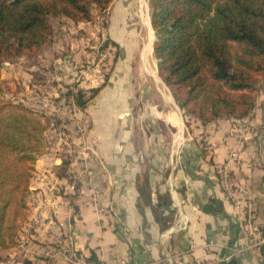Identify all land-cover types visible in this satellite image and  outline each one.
I'll list each match as a JSON object with an SVG mask.
<instances>
[{
    "label": "crops",
    "instance_id": "obj_1",
    "mask_svg": "<svg viewBox=\"0 0 264 264\" xmlns=\"http://www.w3.org/2000/svg\"><path fill=\"white\" fill-rule=\"evenodd\" d=\"M132 4L114 0L108 7L106 34L117 53L114 62L103 60V77L89 78L91 67L81 69L80 62L98 58L88 38L96 24L65 17L54 20L53 42L36 61L21 58L2 69L14 98L37 90L51 109L66 85L85 98L98 90L84 112L77 108L79 124L87 120L82 134L59 106L61 126L50 125L45 135L69 136L71 148L56 151L70 162L64 168L52 148L37 158L16 243L0 251V264L61 263L62 256L43 259L39 248L54 246L67 228L76 248L106 264H264V92L243 118L207 125L189 118L187 126L158 75L153 40L145 49L148 31ZM223 174L246 188L254 209L250 231L235 204L240 196L223 188Z\"/></svg>",
    "mask_w": 264,
    "mask_h": 264
},
{
    "label": "trees",
    "instance_id": "obj_2",
    "mask_svg": "<svg viewBox=\"0 0 264 264\" xmlns=\"http://www.w3.org/2000/svg\"><path fill=\"white\" fill-rule=\"evenodd\" d=\"M113 1L0 0V251L15 245L45 132L50 125L61 126L54 113L11 98L1 78L3 65L21 58L36 61L53 42L56 18L78 23L99 16L107 27ZM148 2L158 75L186 125L189 118L207 125L247 116L264 92V0ZM107 44L116 46L109 38ZM73 87L66 85L65 95L84 112L98 89H90L85 98V92ZM61 160L66 168L69 156L64 153Z\"/></svg>",
    "mask_w": 264,
    "mask_h": 264
},
{
    "label": "built area",
    "instance_id": "obj_3",
    "mask_svg": "<svg viewBox=\"0 0 264 264\" xmlns=\"http://www.w3.org/2000/svg\"><path fill=\"white\" fill-rule=\"evenodd\" d=\"M102 21H103V19L101 18L97 22H95L99 32H101L100 33L101 39L103 38L102 35L104 37L106 35L105 27L103 26ZM98 25H101V27H99ZM102 41H105V40H102ZM93 48L94 49L97 48L96 52L98 54V58L96 59L94 56H92V58H93L92 63H91L92 66L90 69L88 68L87 71H90V72H88L89 78L98 79L99 77L101 78V76H102L101 69L96 70L95 68H93V64H95V66L97 67V66H99V63L101 62V60L103 62V60L107 59L108 58L107 57L108 50L106 48L105 50L100 51V50H98V46L96 47L95 45L93 46ZM9 67H10V63L5 62L2 69H4V68L9 69ZM84 74H85L84 71L81 72V74H75L73 76L74 82L79 81L80 77H82V76L84 77ZM74 90H76V89H74ZM65 91L66 90L62 91V89H61V91H59V93H58V96L64 95L62 98L61 104L59 106L65 107L67 109V112L70 115L71 120L78 123L77 131L80 134H82V133H84V127L81 123L79 124V122L76 120L77 107H76L72 98L66 97ZM9 96H11V95H9ZM23 97H25V98H23ZM23 97L19 95V99L18 98L16 99L13 96H11L12 99L21 101L22 103L29 105L31 107L42 109L48 113H54L56 115V117H58L61 121H63L62 114H61L63 112V109L59 108V106H57L56 104L54 105V108L51 109L50 108L51 107V100L48 97H44V95H42L39 91H37V90L32 91L30 94H28L27 96H23ZM60 137H62V136H60ZM66 139H67L66 140L67 142H70L69 136H67ZM237 157L238 156H237V153L235 151L230 152L229 159L234 160ZM222 185H223L225 192L228 195H232L235 192L240 196V200L241 199L243 200L242 204L240 203V200H236L235 204L237 206H242L244 208V214L246 217L245 218V227L250 231L253 228L252 219H253V215H254V211H253L254 209H253V203H252L251 199L248 198V195L246 193V188L241 183H238L237 181L229 178V176L226 174L222 175ZM70 188L72 190H75L74 184H71ZM58 225L62 228H67L66 224H64L62 222H59ZM15 243H16V241H15ZM260 243L264 244V238L261 240ZM39 255L43 259H48V260H56L58 256H62L63 261L61 263H58V264H106L104 262H97L96 260H94L89 254H87V252L83 248H76L74 245L73 235L70 232V229H68V228L65 231L58 234V237L56 238V240L54 242V246H48V245L41 246L39 248ZM118 264H126V262L120 261V263H118Z\"/></svg>",
    "mask_w": 264,
    "mask_h": 264
},
{
    "label": "rangeland",
    "instance_id": "obj_4",
    "mask_svg": "<svg viewBox=\"0 0 264 264\" xmlns=\"http://www.w3.org/2000/svg\"><path fill=\"white\" fill-rule=\"evenodd\" d=\"M131 6V8H130V12L132 13V14H135L136 15V17H138V14L139 15H141V18H142V22H143V24H144V26L146 27V29H147V31H148V43H150L149 41H151V38H152V36H153V32H152V28H151V26H150V21H149V10H150V6H149V2H148V0H133V4L132 5H130ZM99 19H101V17H99V16H97V17H95V19L94 20H90L89 22H91V24H93V23H95V22H97ZM144 20L146 21V22H144ZM99 27H101V25H98ZM104 26V25H103ZM105 27V26H104ZM146 31V32H147ZM86 32V31H85ZM88 32H89V34H88V38H91L92 40H91V42L97 47L98 46V50H100V48L99 47H101V45L104 43L105 45H106V41H107V39L109 38L108 37V35L106 34L105 35V37L102 35V39H101V35H100V33L101 32H99V30H98V28H97V26L96 27H94V28H92V30H88ZM107 32V30H106V27H105V33ZM98 34H99V36H98ZM102 40H105V41H102ZM148 43L146 44V45H148ZM103 44V45H104ZM146 45H145V47H146ZM107 48V50H108V55H107V60L110 58L111 59V57L113 58V55L115 54V52H116V50H117V48H116V46L114 47V46H112V45H110V44H107L106 46H105V49ZM150 48H151V46H150ZM149 48V49H150ZM97 48H95L94 50H96ZM149 49H148V51H149ZM86 59V57L83 59V60H85ZM83 60H81L80 62H83V65H82V67H81V69L82 68H86V67H88V66H92L91 65V63H92V60H93V58H91L90 56L89 57H87V61H83ZM109 62H110V60H109ZM97 63V62H96ZM104 63L102 62V60H101V62L99 63V66H95V64H93V68H95L96 70L97 69H101L102 70V68L104 67V65H103ZM76 67V66H75ZM78 67V69H79V66H77ZM90 69V68H89ZM73 70V69H72ZM74 72V71H73ZM92 74V73H91ZM101 74H102V77H103V74H104V71H101ZM71 75V74H70ZM22 80H23V78L22 79H20V81L22 82ZM18 82V81H17ZM22 87H23V85H21ZM9 93H11V91H9ZM40 93H42V92H40ZM43 94V93H42ZM25 95V94H24ZM23 97V96H22ZM19 99V95L18 96H16V99ZM23 98H25V97H23ZM37 109H39V108H37ZM41 110V109H40ZM83 122H84V129L86 130V128H85V126H86V123H87V120L86 119H84L83 120ZM61 135L59 134V138L57 137V135L55 134V133H47L46 135H45V147H44V149H43V151H42V153H44V151L47 149V151L50 149V148H52V151L51 152H55V153H57L58 155L61 153V154H64V153H66V152H63L62 150H59V151H56V148H58V147H60V148H62L63 147V149H66V148H71V143L70 142H67L66 140L67 139H62L63 141H61V137H60ZM61 142V144L60 145H58V143H60ZM64 142H66V143H64ZM41 153V154H42ZM40 154V155H41ZM67 155H68V153H66ZM39 155V156H40ZM38 156V157H39ZM69 156V155H68ZM69 158H70V156H69ZM26 213V212H25Z\"/></svg>",
    "mask_w": 264,
    "mask_h": 264
},
{
    "label": "bare ground",
    "instance_id": "obj_5",
    "mask_svg": "<svg viewBox=\"0 0 264 264\" xmlns=\"http://www.w3.org/2000/svg\"><path fill=\"white\" fill-rule=\"evenodd\" d=\"M144 22H146V21L144 20ZM152 32H153V30H152ZM153 34H154V33H153ZM153 38H154V35L152 36L151 41L153 40ZM151 41H150V43H148V45H146V47H145L146 51L150 48ZM164 96H165V95H164Z\"/></svg>",
    "mask_w": 264,
    "mask_h": 264
},
{
    "label": "water",
    "instance_id": "obj_6",
    "mask_svg": "<svg viewBox=\"0 0 264 264\" xmlns=\"http://www.w3.org/2000/svg\"><path fill=\"white\" fill-rule=\"evenodd\" d=\"M153 33H154V32H153ZM153 35H154V34H153ZM154 40H155V35H154V38H153V41H152V48H153Z\"/></svg>",
    "mask_w": 264,
    "mask_h": 264
}]
</instances>
